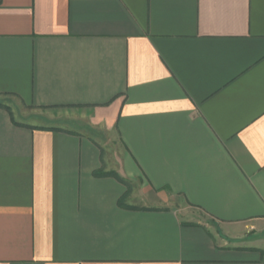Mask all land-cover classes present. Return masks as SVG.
Segmentation results:
<instances>
[{
	"label": "crops",
	"instance_id": "1",
	"mask_svg": "<svg viewBox=\"0 0 264 264\" xmlns=\"http://www.w3.org/2000/svg\"><path fill=\"white\" fill-rule=\"evenodd\" d=\"M0 264H264V0H0Z\"/></svg>",
	"mask_w": 264,
	"mask_h": 264
},
{
	"label": "rangeland",
	"instance_id": "2",
	"mask_svg": "<svg viewBox=\"0 0 264 264\" xmlns=\"http://www.w3.org/2000/svg\"><path fill=\"white\" fill-rule=\"evenodd\" d=\"M21 110L23 112L24 109H20V113H22ZM44 111L45 110H37V112L31 111V113H32L31 114L32 123H35V122L36 123H43V122H45L46 119H47V121L49 119L50 120L53 119V114H49V113H46ZM47 111H48V109H47ZM23 115H25V114H23ZM56 115H59L60 117H62L61 119H63V121L65 123L64 126H67V127L69 126L68 124H70V120L72 119L70 117V115H66L64 113L63 114H56ZM73 127H75V129H76V126H73ZM79 128L82 129L84 132H88V133L91 132V130L90 129L88 130L85 125H83V127L80 126ZM97 137L100 138V140L103 141V142H105V141L108 142L109 141L107 145L109 147V150H110V153L112 154V156L114 155L115 150L116 149L118 150L120 148L119 143L117 142V140H114L108 134L100 133V134H97ZM132 188H134V185L133 186H128V189L131 190ZM200 218L204 220L203 216H201Z\"/></svg>",
	"mask_w": 264,
	"mask_h": 264
},
{
	"label": "trees",
	"instance_id": "3",
	"mask_svg": "<svg viewBox=\"0 0 264 264\" xmlns=\"http://www.w3.org/2000/svg\"><path fill=\"white\" fill-rule=\"evenodd\" d=\"M95 176H111V177H115L114 173L112 172H109V173H100V172H97L95 173Z\"/></svg>",
	"mask_w": 264,
	"mask_h": 264
}]
</instances>
